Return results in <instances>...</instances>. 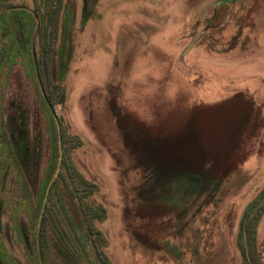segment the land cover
Returning <instances> with one entry per match:
<instances>
[{
  "label": "rangeland",
  "instance_id": "obj_1",
  "mask_svg": "<svg viewBox=\"0 0 264 264\" xmlns=\"http://www.w3.org/2000/svg\"><path fill=\"white\" fill-rule=\"evenodd\" d=\"M221 1L0 0L2 264H100L92 239L107 264H264V0ZM53 15L52 80L66 96L54 111L78 137L85 203L105 213L89 230L68 185L48 189L55 174L40 235L55 125L30 45ZM21 108L42 132L39 170L23 171L10 144ZM204 174L209 198L194 190Z\"/></svg>",
  "mask_w": 264,
  "mask_h": 264
},
{
  "label": "trees",
  "instance_id": "obj_2",
  "mask_svg": "<svg viewBox=\"0 0 264 264\" xmlns=\"http://www.w3.org/2000/svg\"><path fill=\"white\" fill-rule=\"evenodd\" d=\"M46 42L44 44V68L42 67V63L40 61V80H38V77L36 75L35 67H34V74L35 78L40 86V83L43 86V94H42V100L48 109L51 119L54 123L55 131L53 132V135L51 137V142L53 143V150L55 154V160L52 164V168L50 170V177L47 181L46 188L44 189V197L42 198V201L46 198V190L50 183V181L53 179L54 175L57 174L58 168L60 167L59 173L55 180L53 181L51 188L58 184L59 180H63L65 182L66 186L68 185V188H70L74 194H75V202L77 204L78 212L83 220L88 222L89 230H92V224L91 221L94 218H97L98 220H101L104 216L105 210L102 208L92 210L91 207L85 203V200L90 197L92 194V185L88 184L86 181L81 180L80 178H77L78 175V169L76 168L75 164L71 160L70 154L73 149L78 148V137H69V135L66 133L65 129L62 126L61 120L58 117H55L53 111L55 106H61L65 104L66 96L65 94H59L57 90V86L52 80V64L54 61V46L56 44V36L55 35H47L44 39ZM31 47V45H30ZM31 53V61L33 63V57L32 52L30 48ZM34 66V65H33ZM45 95V96H44ZM49 105L53 108V111L49 107ZM19 116L14 115L13 120V126L10 128V144L14 153L15 160L18 164V166L23 171H28L30 168H37L40 169L41 160L43 156V146H42V132L40 129H35L34 132H31L28 128V113L25 110V108L19 109ZM55 112V111H54ZM24 125V128H23ZM27 128V129H26ZM24 130V131H23ZM23 131V133H22ZM62 152V157L60 153ZM147 178H145V181H143V184L146 182ZM211 178L210 175L207 176V174L202 175L199 181V184L194 185L197 186L196 189L198 192L204 194L207 193L208 195L211 193ZM220 181V180H219ZM68 182V183H67ZM141 195V194H140ZM159 201V200H157ZM147 202V201H146ZM44 203V202H43ZM147 205V204H146ZM145 206V205H144ZM43 207V204H42ZM157 209L161 208L162 206H154ZM76 208V209H77ZM161 212H165L164 210L159 209ZM49 211V203L47 200V204L44 210L43 218L41 220V226H40V235L42 232H44L43 229V221L46 217L47 212ZM167 213H170L172 210L166 209ZM247 214V219L241 223V233L240 236L243 237V240L245 243L249 244L252 243V241L255 239L256 236V229L254 225V221L251 220L250 215ZM180 218L182 217V211L179 213ZM255 216V215H254ZM179 218V219H180ZM178 219V220H179ZM252 219H255L253 217ZM251 220V221H250ZM246 238V239H244ZM93 244L97 246V256L100 261V264H107L106 259L104 257V254L100 251L97 242L95 239H92Z\"/></svg>",
  "mask_w": 264,
  "mask_h": 264
},
{
  "label": "flooded vegetation",
  "instance_id": "obj_3",
  "mask_svg": "<svg viewBox=\"0 0 264 264\" xmlns=\"http://www.w3.org/2000/svg\"><path fill=\"white\" fill-rule=\"evenodd\" d=\"M60 9H61V6L56 4L55 7L53 8V10L49 11V12H51V13L54 12L55 13V11L57 12ZM2 18H4V17H2ZM40 22H42V21L40 20ZM43 22H44V27L45 28H44V32H43V36H42L43 37L42 42L39 44L40 45V49H39V46L36 45V42H37L36 40L39 37L40 31H41V24L39 25V20L38 19H37L36 22H34L35 23L34 28H36V25H37L38 33H37V35H35L36 36L35 40H33V42L31 40V43H32L31 52H32V57H33V65L35 67V71H36V75L38 77V80H40V70H39V67H41L40 66V61L42 63V67L44 68V52H45L44 44L46 42L44 39H45V37L47 35H56V33H55L56 16L53 15V16H50L48 19L45 18V20H43ZM62 22H63V30H64V41L67 42V38H68L69 33H70V22H71V20H70V22H68L66 19H62ZM68 27H69V29H68ZM23 29H24V25H23ZM23 39H25V38H23ZM62 51H61L62 57H63L64 61H67L65 59ZM53 54L55 55V50H54ZM39 83H40V85H42L41 82H39ZM244 239H246V238H244ZM0 264H2V260L1 259H0Z\"/></svg>",
  "mask_w": 264,
  "mask_h": 264
},
{
  "label": "water",
  "instance_id": "obj_4",
  "mask_svg": "<svg viewBox=\"0 0 264 264\" xmlns=\"http://www.w3.org/2000/svg\"><path fill=\"white\" fill-rule=\"evenodd\" d=\"M235 0H225V1H221L220 3H218L216 6H219V5H222V4H232L234 3ZM49 107L51 108V110L53 111V108L49 105ZM55 117H57L56 113L53 111ZM61 157H62V152L60 153ZM59 170H60V167L58 168V171H57V175L59 173ZM56 175V176H57ZM53 182V181H52ZM51 182V183H52ZM51 187V184L49 185L48 189H50ZM47 197H48V191H47V195H46V198L44 200V203H43V207H42V211H41V216H40V223H41V220L43 218V214H44V210H45V207H46V204H47ZM39 223V224H40Z\"/></svg>",
  "mask_w": 264,
  "mask_h": 264
}]
</instances>
